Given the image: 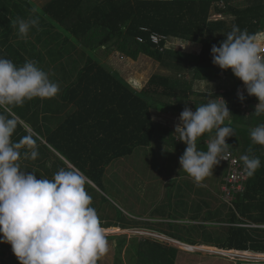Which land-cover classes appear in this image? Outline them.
Masks as SVG:
<instances>
[{"label":"trees","instance_id":"16d2710c","mask_svg":"<svg viewBox=\"0 0 264 264\" xmlns=\"http://www.w3.org/2000/svg\"><path fill=\"white\" fill-rule=\"evenodd\" d=\"M34 4L0 0V57L17 66L34 61L60 87L53 98H35L13 108L20 122L13 141L31 133L39 152L35 160L22 158V168L48 179L62 167L79 168L88 178L86 189L105 229L138 228L141 216L125 212L119 202L134 196L136 187L138 192L143 187L134 175L130 182L115 174L108 178L107 169L141 150L143 156H152L159 172H175L186 145L176 140L174 128L158 123L153 115L180 116L185 106L195 111L222 97L232 114L234 135L226 143L240 162L238 170L243 169L239 158L244 154L259 157L261 167L251 177L245 173L243 190H231L232 201L223 200L219 206L213 203V194L193 180L167 181L159 204L148 209L154 220L145 227L198 249H203L198 245H208L221 251L264 253V228L258 227L264 226V145L254 144L250 137L252 129L264 124V114H254L255 96L243 94V102L237 98L236 88L243 82L231 69L214 65L211 56V46H219L233 25L254 39L264 33V0H50L42 7ZM212 15L220 19L212 20ZM29 18H38L39 27L21 38L13 22ZM152 33L199 50H170L164 40L153 44ZM257 43L264 47V40ZM99 50L132 61L143 55L168 74L153 75L138 91L103 64L96 54ZM215 83H221L224 91L195 90L197 85L211 88ZM213 137L214 132L204 134L198 148L206 150ZM219 164L221 174L213 170V175L223 178L219 186L223 196L231 171L228 164ZM178 174L188 175L181 168ZM115 248L113 264H175L178 253L147 238L135 237L127 243L125 236L116 239Z\"/></svg>","mask_w":264,"mask_h":264},{"label":"clouds","instance_id":"9594fccd","mask_svg":"<svg viewBox=\"0 0 264 264\" xmlns=\"http://www.w3.org/2000/svg\"><path fill=\"white\" fill-rule=\"evenodd\" d=\"M13 26L26 38L31 28L38 29L39 19H18ZM224 36L219 46H211L212 63L231 69L243 82L246 95L257 98L254 114L260 116L264 114V47L236 25ZM59 91V84L34 61L17 66L0 57V243L11 245L19 264H98L110 249L108 234L86 189L85 174L73 166L60 168L51 179L37 178L36 172L23 169L20 163L22 158L38 157L34 135L29 133L18 142L12 139L20 124L13 108L35 98H53ZM218 98L195 111L185 106L173 133L186 145L179 165L197 183L213 176L214 167L230 155L226 138L234 135L232 114L227 102ZM237 98L245 99L239 90ZM213 132L207 149H199L198 140ZM250 137L254 144L264 145V124L252 129ZM239 159L249 177L261 167L257 156L244 154ZM208 249L216 250H200Z\"/></svg>","mask_w":264,"mask_h":264},{"label":"rangeland","instance_id":"374dc122","mask_svg":"<svg viewBox=\"0 0 264 264\" xmlns=\"http://www.w3.org/2000/svg\"><path fill=\"white\" fill-rule=\"evenodd\" d=\"M33 4L35 3L37 7L44 6L50 0H31ZM34 4V5H35ZM212 20L220 19L217 15H212L210 17ZM264 40V33L257 35L255 41L262 42ZM167 49L176 50V51H189L191 49V53H197L199 47L190 45L188 43L182 42L181 40L168 38V44L166 45ZM97 57L101 59L103 64H105L111 71L118 74L121 78H123L128 84L134 87L136 90L140 91L143 89L150 78L153 75H166L168 72L164 70L156 61L141 55L136 61H132L129 58L122 57L119 53L108 54L103 50H99L96 52ZM211 86V85H210ZM210 89L213 93H221L224 91L222 84L218 83L216 85H212L211 88L209 86L197 85L195 90H199L202 92H209ZM230 89V87H229ZM240 91L242 94H246V88L237 87L236 92ZM243 109L247 110V108ZM153 117L158 123L165 125L169 128H174L180 123L179 116H174L169 114V112L161 113L159 115L154 114ZM163 149H161L162 151ZM140 151V152H139ZM134 153L132 156H129L126 159L118 161L116 164L107 169L106 176L109 178L112 174L118 176L122 180H128L131 177L130 175H134L135 178L139 180V187H143L141 192H138V187L135 188L134 196L125 197L122 201L120 200L119 206L128 212L129 214L140 215L139 222H143L139 225L138 228H128L121 232L107 230L108 240L110 249L107 254H105L99 261L98 264H113L115 261V247H116V239L122 236H125L127 239V243L129 240L133 238L143 239L147 238L151 241L163 244L166 247H173L178 250L175 264H238L236 260H232L229 257L218 256L215 254H209L205 251H202L198 248L185 246L179 243L173 242L174 240H169L164 234H160L157 231H151L146 229L145 225L152 223L154 219H152L148 212V209L155 204H159L158 202L163 198L165 192V183L171 179L181 180H193L189 175L182 174L178 176L179 169L181 166L175 167V172L165 175L163 172H159L153 165L152 156L147 155L143 156L142 151L139 150ZM155 154H159L158 151ZM156 158H159L157 155ZM161 162V160H159ZM220 169L223 167L218 164L214 167V174H221ZM223 178H218V176H210V179L207 177L204 181L197 183L198 187L209 190L211 194H213L215 206H219L223 200L226 203H230L232 199L228 198L226 195L221 194V189H219L220 183ZM130 182V181H129ZM220 190V191H219ZM206 199L209 200L208 197ZM157 203V204H156ZM109 236H113L111 239ZM114 242V243H113ZM199 243H196L198 245ZM203 248L208 247V245H198ZM219 249V248H217ZM195 250V251H193ZM13 257V254H11ZM121 259L125 258V253L122 251L120 255ZM16 263L18 262L17 258H14ZM12 259V261H13Z\"/></svg>","mask_w":264,"mask_h":264},{"label":"built area","instance_id":"2783aa9c","mask_svg":"<svg viewBox=\"0 0 264 264\" xmlns=\"http://www.w3.org/2000/svg\"><path fill=\"white\" fill-rule=\"evenodd\" d=\"M144 31L148 32L146 28H143ZM150 40L153 44H158L160 41H165V48L168 44V38H165L163 36H158L155 33H152L150 35ZM138 42H143L142 37L137 38ZM222 162L228 164V167L231 171L230 177L227 178V183L230 184L229 187H224V195H226L228 198L233 199V195L231 194V190L241 191L243 190V182L246 179L245 171L242 169L241 171L238 170L239 167H241L240 162L237 158L233 157L231 154L229 155L227 160H221ZM246 227H249V225H245ZM256 227V226H255ZM259 228H264V226H258ZM205 252L209 254H216L223 257H229L232 260H236L238 264H264V253L263 254H257V253H247V252H240V251H231L226 253H220L218 250H205Z\"/></svg>","mask_w":264,"mask_h":264},{"label":"crops","instance_id":"0c3cea01","mask_svg":"<svg viewBox=\"0 0 264 264\" xmlns=\"http://www.w3.org/2000/svg\"><path fill=\"white\" fill-rule=\"evenodd\" d=\"M22 164L23 163H21V165ZM173 242H175V241H173ZM175 243H177V242H175ZM218 251L220 253H226V251H221V250H218ZM227 252H229V251H227ZM11 254H13V252L11 250V245L7 244V243H0V264H19V262L16 263V260L13 259L14 254H13V257L11 256ZM12 259H13V261H12Z\"/></svg>","mask_w":264,"mask_h":264}]
</instances>
